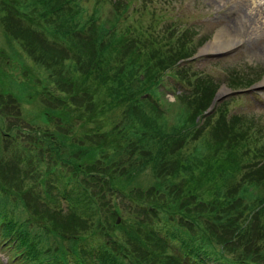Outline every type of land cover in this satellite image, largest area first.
Returning <instances> with one entry per match:
<instances>
[{
	"label": "rangeland",
	"instance_id": "1",
	"mask_svg": "<svg viewBox=\"0 0 264 264\" xmlns=\"http://www.w3.org/2000/svg\"><path fill=\"white\" fill-rule=\"evenodd\" d=\"M21 1L22 0H20V2ZM23 1L25 5L22 4V6H32L30 7L32 17L29 15L30 13L20 8V12L15 11L8 17L5 24L0 23V91L5 95H13L18 100L21 109L24 111L23 114L26 121L30 122V120H32L36 121L38 124H35L33 127V136L31 135L29 138L26 137L24 142L14 140L9 143L6 140L8 139L7 137L0 136V156L6 159V161H9L11 159L9 157L13 155L14 157L11 160H15L18 164L8 166L1 158L0 160L2 163H5V167H16L18 169L16 176L20 178L19 184H14L12 189L8 185V190L2 192L3 194L1 195L5 196L4 199L0 196V211L5 214L8 222L14 221L18 223L16 226L11 227V229H14V235H12V237H15L13 241L9 242L5 241L2 233L3 230L1 231L3 221L5 222L4 218L0 222V264H34L28 258L23 260L21 257L25 256L27 253L30 254L33 252L34 248H38V252L42 257H48V255L61 256V258H57L60 264L66 262H70V264H81L80 262H83V259L85 262L84 264H95L87 257L88 252H94L93 258H98L99 255L104 256V262L107 259L109 264H139L135 258L141 254V257L150 254L148 257L140 258L144 261L151 260L154 264H158L159 262L164 264L166 260H164L161 252L156 250L154 242H152L153 240L151 241L149 239V234L152 232V229L148 226L150 223H156L158 218L151 216L148 218V223L141 224L144 214L142 213V206L140 205L146 201V199L143 198L140 200L136 198L138 194H135L136 192H146V189L150 187L158 188V184H162L166 191L164 194H168L170 200L174 201V204L182 202L183 200L179 199L178 195L172 194L171 191L166 188L169 186V183H173L177 186L184 185L189 188L188 191L192 189L201 194H226L227 189L224 187L210 189L214 184L213 178L211 176L205 178V176L210 173L207 172V168H210L209 166L214 167L222 181L226 177L232 180L230 184L240 181L245 175L246 169L245 171L242 169L231 171L224 166L229 162L225 154V150H228L226 142H228L230 148L232 146L231 141L229 142L231 128H222L220 130L219 128L216 129L210 126L204 133L198 134L195 141L189 140L186 144L183 142L185 145L182 151H185L192 157V155H196V150H200L199 159L203 161V163L199 161L195 166H191L190 173L194 174V176L190 182L188 180H183V173L178 177L174 175L173 177L171 175L166 176V181L163 180L159 182V177L156 176L155 171L152 169L153 167H149L152 163L146 164V158L142 156V149L138 148V151L133 153L135 148L131 142L136 136H139L140 128H137L136 135H132L135 128H124L129 122L126 116L129 117L130 120L133 118L131 113L128 115L127 113L124 114V107L120 106L118 110L113 112L106 119H103L102 115L97 119V115L92 111L81 113V110H77L72 111L70 122H65L63 117H59L63 124L57 119L51 124H44L45 119L39 116V112L43 107L41 104V97L44 100L41 94L45 84H48L49 87L50 85L53 86L50 88L52 94L55 96H61V94L65 92L63 96L67 100H73V98L65 96V94L76 96V93L80 92L76 91V85L77 81L81 79L79 72L81 70L84 71L85 68L83 69V63L81 64L77 58L81 53H89L85 51L83 47L86 42L88 46L95 49L94 46L97 41L102 40L97 44L95 49V51L99 48L105 51V57H100L102 65L99 64V73L104 74L107 72L106 74H108V76L116 80L117 76L126 73L127 66H125L126 58L118 62L120 57H115V53L127 52V54H132L135 53L134 51H136V48L138 50L140 48L142 51L150 52L155 48L152 41L157 43L156 47L161 46L164 50L173 52L174 46L181 43V40L176 43V39L181 37V35L176 34L175 31L183 33L189 29L185 33L187 39L184 40V44L188 49H194L191 54L197 51L194 56L195 61L185 66L186 70L183 72L181 68L186 64H183L182 61L180 63L182 67H179L180 70L174 69V71L172 70L165 74H161L162 79L159 83L158 98L156 99L158 101L155 100L154 95H149L146 98L145 93H143L140 100L150 99L157 103L159 102V108L157 107L156 110H154L152 106H147L146 104L145 110H147V116L151 117V115H153L155 119H160V116H163L170 124H182L183 119L179 120V118H182L184 112L187 111L188 101L194 97L203 98L204 96H191L190 90H192V92L205 91L206 96L210 97V103H212L215 98H219L216 102L217 105L226 100L231 109V114H246V117L238 118L240 122L238 121L236 123H239V128H242L244 131L245 141L242 144V149H250V151L247 152L249 155L241 157L245 161V165L247 163L249 164L247 159L252 161L250 165L251 169H254L253 165L258 162L260 163L264 158L263 149L257 148L258 146H264V88H256L250 92L235 90L236 88L244 89L246 88L245 86L250 85L258 86L259 83L263 82L264 50L261 49V46L255 41L253 42V47L259 49L260 46L261 51L259 50V53L257 51L251 53L247 48L238 47L231 52L218 53L216 55L209 53L202 54L203 49L213 41L215 36L220 31L225 30L224 27L228 25V21L232 22L237 27V33L241 34L238 38L242 39V35L246 32L239 29L241 27L239 24V17L241 14L238 15L234 12V9H236L235 5L238 2L241 3L242 0H214L216 2L218 1L220 4L215 2V4H213L212 0H69L70 4L66 7L65 12L74 13L75 18L79 21V25L83 24L80 29L83 27L87 29L88 26L85 23L90 19H99L94 25V31L90 33L85 31V36L82 38L77 36L78 34L76 33H70L69 38L72 40H65L58 36L59 31H56L58 38H55L53 34L47 33L48 29L46 25L49 26L47 22L39 20L37 23L33 19L34 13H37L39 8V3L36 4L35 0ZM256 1L259 2L263 0ZM9 2L10 0H6V3ZM31 8H34V13ZM51 18L55 19L49 23L52 29V23L54 22H58L55 24V29H61L63 27L60 23L63 21L61 17L51 16ZM112 27H114L113 34L104 35L106 29ZM20 28H30L32 31H36V35L34 34L33 36V47L30 49L31 53L35 52L37 42L39 45L42 39H44L43 41H47V44H45L47 47L42 51H49L48 65L36 64L31 54L26 52V47L23 46L20 41L14 39V33H19L18 29ZM20 34H24V32L22 31ZM113 39H121L122 44L113 43ZM82 40H84V42ZM110 43L113 44L112 50L110 49ZM242 43L243 41L240 42V45ZM131 44L135 45V48L130 49ZM142 44L145 49L141 47ZM48 45H52L53 48L50 49ZM72 45L79 47V50ZM251 45L252 44L248 46ZM54 48L60 51H56ZM4 53H6V56H4ZM57 54L62 56V61ZM80 58L79 56V59ZM113 58L116 61H112ZM140 60H144L143 64L148 61L146 56L144 59ZM125 67L126 69L122 72V69ZM51 69L61 71L56 79H54L53 83H50L49 76H52L56 72ZM191 71L197 75H208V77L214 79V82L219 84V86L213 89L214 93L207 91L212 84H215L211 78L207 80L204 79L198 83V81L191 76ZM178 74L183 76V79ZM142 75L144 76L145 73L142 72L141 76ZM38 79L44 80V82H37ZM176 80H179L184 85L177 83ZM188 81L190 82L188 83ZM234 83L237 84V87L231 89ZM72 86L74 90L70 89ZM256 86H254V88ZM210 88L212 89V87ZM153 90L151 89L149 92L152 94L151 91ZM102 94L106 95V91H103ZM233 95H235V97ZM105 98L107 99L106 96ZM88 117L91 119L85 123L84 121ZM101 124H103V126H101ZM68 125H71V128L66 129L64 126ZM116 127H118L117 130H114ZM170 128L171 127H169V129ZM41 130L46 132L49 131L59 136H67L71 140L76 138L77 142L81 145H83V142L86 146H90L95 150L103 148V150L99 151L105 153L104 158L107 159L106 161L109 162L111 166L104 161V166H99V168L107 167V169L100 171V176L104 179L105 177L103 174L105 171L110 174L117 172L118 174L115 173V178L118 179V182L115 184L120 187L114 185L113 189L108 192L104 182L99 180L97 184L93 180L92 175L88 173H85L84 176L80 178L82 181H79V175L74 176L75 180H73L72 173L68 174L69 170L62 169L65 168L63 167L64 159L57 158L56 152L48 153L46 152V147L42 145H39L37 149H35L32 142L40 135L38 133ZM99 130H101V138H98L100 137L98 135ZM186 131L187 130L184 128L181 132L185 134ZM179 135L180 131H177L176 136ZM56 140L53 139L55 142L53 145L58 146L59 142ZM221 141L223 142L221 143ZM233 141H235V139ZM46 142L47 139L42 143ZM61 147L63 151L62 154L59 153L62 157L64 156L63 158L68 159L67 148L64 146ZM153 147L155 152H159L160 145L156 144V146L153 145ZM255 149L261 150L260 153ZM171 150L174 151L175 148ZM240 151L243 153V150L240 149ZM258 154L260 157L253 159L254 156ZM19 156L20 159L16 158ZM47 158L49 159L48 162ZM232 160L238 162L237 157ZM50 161H53V163L47 165ZM158 161L153 163L158 164ZM76 163V161L71 162L72 166L76 165ZM114 164L117 166L114 167ZM52 165L60 168L50 171L51 168H55L52 167ZM24 166L27 167L26 170L34 169V178H32V174H30L26 181L22 179V175L19 171L21 172ZM132 166L135 167V170L130 171L123 179L124 185L128 183V185L124 187L119 180L120 174L124 171V168L129 169ZM246 166L250 167L248 165ZM161 169L163 172L165 171L163 168ZM4 172L5 171L0 173V183L3 186L4 183L1 177ZM110 174L105 176L111 179ZM165 174L167 173L162 174L160 177L165 176ZM130 175H134L133 179ZM255 178L257 177L255 176ZM41 180H45V182L41 183ZM254 181L256 186H250V197H258L257 202L261 203L264 201V180L259 181V186L258 181L255 179ZM84 182L87 187L83 184ZM96 184L97 188H95ZM50 185L63 188L69 196V200L67 201L63 197L59 201L57 194H65L64 191L60 192L59 189L53 190L54 188ZM28 188L33 191L34 199L27 193ZM116 188H120L118 192ZM188 191H185L183 194H193ZM87 194H95L93 197V206H95V208L100 206L105 213L110 211L109 209H112L115 203L118 204L116 207L117 210L114 213L115 216L109 217V222L106 221L107 224H99L98 219L93 215L91 216L90 213L85 215L89 210L88 203L90 200V196ZM120 194L125 196H123V198L119 197ZM102 196L104 198H102ZM126 196H132L136 200V203L131 204L129 202L130 199L128 200ZM122 200L128 201L130 207H127ZM197 200L206 201L207 198L197 196ZM26 201H29L30 204ZM219 203H221V201L216 203L215 207H217ZM46 208L54 209L55 212L63 215L74 213L76 216L82 218L87 216L86 219L89 220V228L74 234H65L58 226H61V223H71V221H73L72 218L66 216V218L63 219L61 218L62 216L59 217L54 215V211L49 215ZM89 212H92L91 205ZM95 212L94 210L93 213ZM233 216H236V214ZM119 218L120 223L117 224ZM159 222V226L162 227L164 231H176L178 233L181 231L179 227L163 222L162 217ZM258 223L256 228H259V232L256 231L258 232L256 237L261 244L258 254L264 256V211ZM73 224L76 223L73 222ZM52 225L55 230L52 229ZM225 225L227 226L228 223H225ZM140 226L143 227V230L139 229ZM20 227H25L24 229L28 230L30 234L29 237L32 238V243H30V241L26 243L25 238L27 237V232H21V238L17 240L20 233L16 230ZM261 235L262 237L260 238ZM15 242L19 245V249H16ZM10 245L12 247H8ZM252 247L254 248V245H252ZM140 248L147 252L142 251ZM168 254L174 256L170 250H168ZM256 255L257 253H255V256ZM228 257L232 256L228 255ZM248 261L252 260L249 259ZM142 264L145 263L142 261ZM257 264H264V262Z\"/></svg>",
	"mask_w": 264,
	"mask_h": 264
},
{
	"label": "trees",
	"instance_id": "2",
	"mask_svg": "<svg viewBox=\"0 0 264 264\" xmlns=\"http://www.w3.org/2000/svg\"><path fill=\"white\" fill-rule=\"evenodd\" d=\"M22 1L20 2V0H10L9 3H6V0H0V23L5 24L6 21L8 20V17H10L15 11L20 12V8H22L23 11H27L28 13H30L29 15L32 17L30 11V7L32 6L29 7L22 6V4L25 5L24 1L23 2ZM35 2L36 4L39 3V8L37 10V13H34L33 11L34 8H31L34 13L33 19L37 23L39 20L47 22V24L49 25V26L46 25V28L49 31V32L47 31V33L53 34L55 38H58V36H60L65 40H68L70 39L69 38L70 33H76L78 34L77 36H80L82 38L85 36V31H88V33L94 31L93 30L94 25L99 20L92 18L87 23H85L88 26V27L86 26L87 29L85 27L80 29L83 24L79 25L78 23L79 21H77V19L75 18L74 13L65 12L66 7L70 4L69 0H35ZM51 16L54 17L59 16L61 17V19H63V21L60 22L63 26L61 29H55L56 27L55 24L58 22L52 23L53 25V29H52L49 23L51 21H54L55 19L51 18ZM110 29L111 28L106 29L104 35L113 34L109 32ZM22 31L24 32V34H20ZM56 31L57 32L59 31V35L57 34ZM18 32L19 33H14V39L20 41L22 45L26 47V52L28 54H31V56L35 59V63L40 65H48L47 61L49 58V51L48 52L42 51L46 49L47 46H45V44H47V41H43L44 39H42L39 45L37 42L35 52L31 53L30 49H32L33 47L32 46L33 38H34L33 36L34 34L36 35V31H32L30 28H26V29L20 28L18 29ZM182 37H178L176 39V43H178L177 41L180 40L181 43H178V45L176 44L174 46L173 52L172 51L168 52L164 50V48L161 46L156 47L157 43L152 41L154 45L152 43L150 44L153 45L155 48L150 52L142 51L138 47L139 50L136 48V51H134L135 53L132 54L129 53L127 54V52L115 53L114 54L115 57L118 56L120 57L119 58L120 60H118V62L119 61L121 62L123 59L126 58L125 66H127L126 73L117 76L116 80L108 76V74H106L107 72L104 74L99 73V69H98L99 64L102 65V61L100 60V57L101 58L105 57V51L100 48L97 49L96 51L95 49L97 47V44L100 43L102 40L97 41V43L94 46L95 49L93 47L88 46L86 42V44H84L83 47L85 48V51H88L89 53H81L80 55H78L79 54L78 51L77 54L78 55L77 60L81 64L83 63L84 65L83 69L85 68L84 71L81 70L79 72L81 79L77 81V85H76L77 88L76 91H80V92L76 93V96H71L72 94L70 95L65 94V96H69L70 98H73V100L71 99L67 100L63 96L65 92L61 94V96H55L52 94V90L50 88L53 86L50 85L49 87L48 84H45L41 94L44 100L40 96L41 104L43 107L40 110V112L38 111L39 116L45 119L44 124H51L56 119L63 124L62 120H60L59 117H63L65 119V122H70L72 111L81 110V113L92 111L97 115V119H99L101 115L103 119H106L109 115H111L113 112L118 110L120 106L124 107V111H123L124 114L127 113L128 115L129 113H131L133 117L130 120V118L126 116L129 122L124 128L125 129L129 127L135 128V131L133 132L132 135H136L137 128H140L138 134L139 136H136L131 142V144L135 148L133 150V153L138 151V148L142 149V156L146 158V164L148 165L151 162L154 165L153 166L151 164V166L149 167L150 168L153 167L152 168L153 171H155L156 176L159 177L158 178L159 182L165 180L166 176L171 175L173 177L174 175L175 177H178L180 176L181 173L184 174L183 180L184 181L188 180L190 182L192 180V177L194 176V174L190 173L191 166H195L199 161L203 163V161L202 159H199L200 150L198 151L196 150V155H192V157L195 156L197 157L192 158L190 154L186 153L185 151H182V149L184 148L186 142H188L189 140L195 141L198 137V134L204 133L206 129L212 125L211 123H209L208 126H206V122H205L203 126H200L198 123V118L204 115L206 110L211 105L210 103L211 101H209L210 97L206 96L205 91L192 92V90H190L191 96H195V95L198 96L204 95V96L203 98L194 97L191 98L190 101H188L187 111L184 112L182 118L181 117L179 118V120L183 119L182 124H170L165 120L163 116L162 117L160 116V119L159 118L155 119L153 115H151V117L147 116V110H145L146 104L147 106H152L154 110H156L159 105L150 99L140 100V97L143 95V93L147 94L151 89H155L158 87L160 80L162 79L161 74H165L169 70H174V69L180 70L178 64L182 60L190 58L194 55V53L191 54V52L194 49L190 50L184 44V40L187 39L186 36H182ZM82 41L84 42V40ZM112 42L115 44H122L121 39H113ZM112 45L113 44L110 43L111 50H112ZM134 46L135 45L131 44L130 49L135 48ZM48 47L50 49L53 48L52 45H48ZM141 47L143 48L144 45L142 44ZM75 48L79 50V47H75ZM54 49L56 51H60L57 48ZM124 51H128V50H124ZM4 56H6V53H4ZM79 56L81 57L80 59ZM145 56L146 59H148V61L147 63L143 64L144 60H140V59H144ZM58 57H60L61 61L63 60L62 56L58 55ZM112 61H116V60L113 58ZM125 69L126 67L122 69V72H124ZM51 70H54L56 72L52 76L51 75L49 76L50 83H53L54 79H56L57 75L61 73V71L60 70L57 71L56 69H51ZM140 71L144 72L145 75L141 76L142 72ZM193 77H197V76L193 75ZM198 78L199 79L197 81L198 83H200V81L204 79L207 80L210 77L205 76V78L202 77H198ZM37 82H44V80L38 79ZM217 86H218L217 84H212L210 86L212 87V89L209 87L207 91H211L214 93L213 89H215V87ZM232 87L236 88L237 84L234 83ZM70 89L74 90V87L72 86L70 87ZM103 91H106V95L102 94ZM105 96L107 97V99L105 98ZM73 103H76L77 105ZM23 112L24 111L23 109H21V105L18 103V100L13 95H8V94L5 95L0 91V136H7L8 142L15 140V136L17 135L16 131L18 132V134H20V137L25 136L26 138V134H28V138L31 137L34 125L38 124L36 121H32V120H30V122L26 121L24 119ZM161 114L163 115L162 112ZM90 119L91 118L88 117L84 122L87 123ZM230 125L231 123H227V122L225 123L219 122L217 125L219 126V128L229 129L230 127L231 129H233L231 131L229 142L231 141V144L234 145H232L230 148V145L228 146V142H226L228 150H225V154L226 157H228L229 162L224 166L227 167V169L229 168V170L231 171H236V170L238 171L241 169L245 171L246 169V173L240 181L236 183L234 182V184H230L232 180H230L228 177H226L222 181V179L218 175L217 171H215L213 166H209L210 168H207V172L210 173L205 176V178L208 176H211L213 178L214 184L210 189L224 187L227 189L226 194H201V193H197L192 189L188 191L189 188H187L184 185L177 186L173 183H169L171 180L167 182L169 183V186L166 188L170 190L172 194L178 195L179 199H183L182 202L174 204L173 203L174 201L170 200L169 195L164 194L166 193V191L164 189L165 188L164 185L162 184H158L159 186L158 188L150 187L151 189L150 188L146 189L147 193L136 192L135 194V195L138 194L136 198L140 200L145 198L146 204L149 205V206H144L145 208L147 207V209H149L148 212L142 210L144 217L141 224L148 223L149 222L148 218L151 216L158 218V221L156 223H150L148 226L149 228L152 229V232L149 234V239L151 241L153 240L152 242H154V246L156 250L158 252H161V254L163 255L164 260H166L167 262V263L165 262L164 264H177L178 260L174 256H170L168 254V248L170 250L172 249L169 246L165 245V243L161 239V235H162L161 229H163L162 227L159 226L160 224L159 220L161 219V217L163 222L168 223L170 225H174L175 227H179L181 229L180 233L175 232L174 234L175 241L179 242V244L177 243L178 246L180 248L182 247L181 249H187L189 252H191L190 255L193 254L195 256H201L203 261L215 262L217 264H220L224 251L226 253L224 255L232 256L229 257L232 263L234 261L236 264H256L258 260L259 261L261 260L260 262H264L263 261L264 257L258 254V252H260L261 244L259 243V239H257L256 237V235H258L259 232V228L256 227L259 224L258 221H260L262 210L259 207V204L256 202L258 197H254V198L250 197L251 195L250 186L251 185L256 186L254 179L258 181V186H259V181L264 180V171L261 170V169L264 170V163L260 165V163L264 160V158L263 160L260 161V163L258 162L253 165L254 169H251L250 164H252V162L248 165L250 167H247L245 163L242 164L240 162L232 160L235 157L238 158L239 155L237 153L238 150L235 149V146L238 145L237 143L238 140H236V138L244 140L245 137L244 135H241V133L237 131L238 129H236L234 125L231 126ZM101 126H103V124H101ZM64 127L66 129L71 128V125ZM169 127L171 128L169 129ZM117 128L118 127H116L114 130H117ZM184 128L187 130L185 134L181 132ZM102 131L104 132L103 129ZM177 131H180L179 136H176ZM38 134L40 135L37 138H35V140L32 142L33 145L35 146V149H37L38 147L37 143H42L47 139L46 143L41 144L42 146L46 147L45 148L46 152L48 153L56 152L57 158L63 159V157L60 154L63 151L62 147L53 145V143H55L53 139L55 140L57 139L56 141L59 142L60 145L65 146L68 149V154H69L68 156H70L69 158L72 159V161L74 159L77 162L76 166H78L79 169L81 170L82 169L86 170L87 173H92L99 166L101 165L104 166V161L107 162L106 161L107 159L104 158L105 153L99 151V150H103V148H99L95 150L90 146H86L83 142H82L83 145H81L79 142H77L76 138H73V140H71L67 136L66 137L59 136L58 134L50 133L49 131L46 132L41 130ZM98 135L99 136L101 135V130L98 131ZM96 137H97V133H96ZM98 138H101V136ZM234 139L235 141H233ZM183 142H185V144H183ZM222 142L223 141H221V143ZM156 144L160 145L159 152H155L153 150L154 149L153 145L156 146ZM263 147L258 146L257 148L263 149L264 151ZM172 148H175V150L172 151L171 150ZM107 151H106V155H107ZM256 151L260 153L261 150H256ZM13 157L14 156L12 155L9 158L13 159ZM258 157H260L259 154L254 156L253 159H257ZM0 158L2 159L3 162H6L8 166H12V164L13 165L18 164L15 162V160L12 161L10 159L9 161H6V159H3L1 156ZM155 161H158V164H154L153 162ZM66 163L68 164L69 162ZM107 163L109 166H111L109 162ZM50 164L51 163L49 162V165ZM116 166L117 165L114 164V167ZM11 168L5 167V163H2L0 160V173H3V171H5L3 176L1 177L4 186L0 183V196L2 197V199H4L5 196L1 194H3L2 192L8 190V185L12 189L14 187V184H17L20 179L16 176L18 169L14 166ZM26 168L27 167L24 166V168H22V171L21 172L19 171L24 181H26L29 178L30 174H32L31 177L34 178L33 172H31L30 170H26ZM161 168H163L165 171L163 172ZM56 169L57 167L52 169L51 171H54ZM106 169L107 167L103 168V170ZM133 170H135L134 166L129 168V171L127 170V168H124V171L120 174L119 177L122 186L126 187L128 185V183L124 185L123 179L130 171ZM105 172L107 173V171ZM164 173L167 174H165V176L163 177H160ZM115 176L111 179H108L107 183L112 181L110 183H113V185H117L115 183L118 182V179H116ZM130 176L133 179L134 175H130ZM255 176L257 178H255ZM185 191H188L190 193L192 192L193 194H183ZM27 193L30 194L31 197L34 196L33 191H31L29 188ZM126 195H132V194H126ZM91 196L93 198L94 194ZM123 196L125 195L120 194V197L123 198ZM197 196H200L202 198L205 197L207 198V200L206 201L197 200ZM102 198L104 197L102 196ZM126 198L128 200L130 199L129 202L131 204L136 202V200L132 196H126ZM220 201L221 203H219L217 207H215L216 203ZM26 202L30 204L29 201ZM122 202L127 207H130L128 201L122 200ZM263 202L261 203V205L263 204ZM117 205L118 204L115 203L113 205V208L109 209L110 211H107L106 213L101 209L100 206H97L99 207V210L93 214L91 212L90 214L91 216L93 215L98 219L99 224H103V223L105 224L106 221L109 222V217L115 216L114 213L117 210L116 209ZM46 211L48 212L49 215L53 212L51 210H48L47 208ZM0 214L3 215L4 220L6 222L5 226H8V230L10 233L12 231L11 227L16 226L18 223L14 221L8 222V219L6 218L5 214L1 211ZM53 214L59 217L62 216L61 218L63 219H65L66 216H70L72 218L73 221H71V223H61V226L60 225L58 226L63 230L62 232L65 234H74L76 232L87 230L89 228V220L86 219L87 216L85 218H82L80 216H75L69 213L63 215L54 212ZM235 214L236 216H233ZM73 222H75L76 224H73ZM225 223H228V225L226 226ZM52 229L55 230L53 225H52ZM139 229L143 230V227L140 226ZM261 237L262 235L260 236V238ZM252 245H254V248L252 247ZM141 250L147 252L146 250L143 249ZM255 253H257V256L259 258L254 257ZM149 255L150 254H147V256L141 257L142 256L141 254L138 257L136 256L135 259H137V262H139V264H142V261L145 264L147 263L154 264L152 263L151 260L144 261L140 259V258L148 257ZM249 259H251L252 261H248ZM232 263L228 262V264H232ZM158 264H162V263L159 262Z\"/></svg>",
	"mask_w": 264,
	"mask_h": 264
},
{
	"label": "bare ground",
	"instance_id": "3",
	"mask_svg": "<svg viewBox=\"0 0 264 264\" xmlns=\"http://www.w3.org/2000/svg\"><path fill=\"white\" fill-rule=\"evenodd\" d=\"M214 2L220 4L218 1L216 2L212 0L213 4H215ZM235 8L237 10V14H241L239 17V24L241 27L239 29L246 32L242 35V39L238 38L241 34L237 33V27L233 23L228 22V25L224 27L225 30L220 31L215 36L213 41L203 49L202 54L229 52L239 46L241 41H243V43L240 47H247L251 53L256 51L258 52L260 50V46L261 49L264 50V3L259 4L255 2V0H242L241 3L238 2L235 5ZM255 41H257L258 45H260L259 49H255L253 47V42ZM250 44L252 45L248 46ZM259 85L264 86V80L259 83Z\"/></svg>",
	"mask_w": 264,
	"mask_h": 264
}]
</instances>
